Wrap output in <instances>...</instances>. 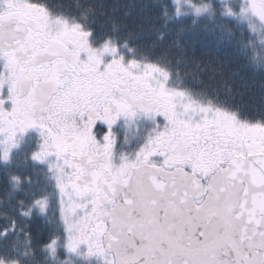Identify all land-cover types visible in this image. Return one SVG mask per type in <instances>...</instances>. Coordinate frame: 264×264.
Here are the masks:
<instances>
[{"label": "snow or ice", "instance_id": "6c2138e0", "mask_svg": "<svg viewBox=\"0 0 264 264\" xmlns=\"http://www.w3.org/2000/svg\"><path fill=\"white\" fill-rule=\"evenodd\" d=\"M125 7L0 0V264H264V0Z\"/></svg>", "mask_w": 264, "mask_h": 264}, {"label": "trees", "instance_id": "16d2710c", "mask_svg": "<svg viewBox=\"0 0 264 264\" xmlns=\"http://www.w3.org/2000/svg\"><path fill=\"white\" fill-rule=\"evenodd\" d=\"M73 3H95L103 4L107 7L108 11L115 10L117 15H123L124 12H130V15L124 17L126 23L130 26H135L140 19V14L136 8L129 9L125 5H142L152 3L153 0H72ZM100 23H104V19L100 20ZM146 38V42L147 39ZM187 41V47L189 50H194L197 55L200 56H211L224 63L230 64L233 68H236L235 63L232 61V58L227 49L220 46L216 40L211 36L204 35H193L191 37H185ZM241 75L244 76L245 82H241L239 78L236 81V88L243 95L237 97V103L243 105H249L254 99H257L260 95L262 87H264V78H261L259 74H252L250 72H242ZM2 223V221H0Z\"/></svg>", "mask_w": 264, "mask_h": 264}]
</instances>
